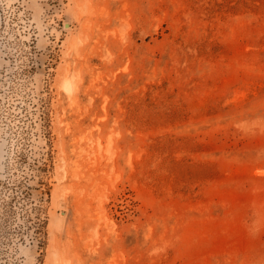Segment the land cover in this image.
I'll use <instances>...</instances> for the list:
<instances>
[{
	"label": "rangeland",
	"instance_id": "374dc122",
	"mask_svg": "<svg viewBox=\"0 0 264 264\" xmlns=\"http://www.w3.org/2000/svg\"><path fill=\"white\" fill-rule=\"evenodd\" d=\"M0 264H264V0H0Z\"/></svg>",
	"mask_w": 264,
	"mask_h": 264
},
{
	"label": "bare ground",
	"instance_id": "6f19581e",
	"mask_svg": "<svg viewBox=\"0 0 264 264\" xmlns=\"http://www.w3.org/2000/svg\"><path fill=\"white\" fill-rule=\"evenodd\" d=\"M66 89H67V91H71V88H70V86H66Z\"/></svg>",
	"mask_w": 264,
	"mask_h": 264
}]
</instances>
